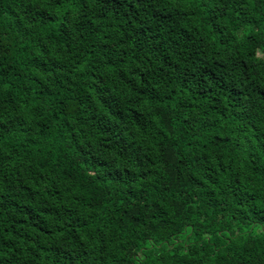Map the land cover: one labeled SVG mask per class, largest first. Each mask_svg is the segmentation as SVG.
I'll return each mask as SVG.
<instances>
[{"label": "trees", "instance_id": "16d2710c", "mask_svg": "<svg viewBox=\"0 0 264 264\" xmlns=\"http://www.w3.org/2000/svg\"><path fill=\"white\" fill-rule=\"evenodd\" d=\"M0 264H264V0H0Z\"/></svg>", "mask_w": 264, "mask_h": 264}]
</instances>
